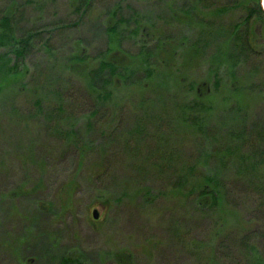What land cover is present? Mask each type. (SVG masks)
Instances as JSON below:
<instances>
[{
    "label": "rangeland",
    "instance_id": "obj_1",
    "mask_svg": "<svg viewBox=\"0 0 264 264\" xmlns=\"http://www.w3.org/2000/svg\"><path fill=\"white\" fill-rule=\"evenodd\" d=\"M25 1L19 27L42 33L0 88V264L264 259V16L241 20L256 0ZM101 62L121 68L108 85ZM201 175L216 199L188 195Z\"/></svg>",
    "mask_w": 264,
    "mask_h": 264
},
{
    "label": "trees",
    "instance_id": "obj_2",
    "mask_svg": "<svg viewBox=\"0 0 264 264\" xmlns=\"http://www.w3.org/2000/svg\"><path fill=\"white\" fill-rule=\"evenodd\" d=\"M29 2V0L25 1V3ZM0 3L3 4V6L0 5V88L3 87L4 85V81H5V76L11 74L10 76H16L18 77L19 75H21V72H13V67L15 68L16 71V63L12 64V59L15 61L18 60H24L26 55L28 53H30L31 49H33L36 44L38 43V39H40L41 36V31H39L38 29H31V28H26L23 26L19 27V22L20 19H18L21 15H22V11H19V7H16L17 4V0H0ZM242 4V5H241ZM238 3V7H244L245 5L243 3ZM83 6L85 4H82ZM82 5L77 6L76 8V12H78ZM232 7H234L232 5ZM259 11V10H258ZM260 12V11H259ZM250 15H253L254 19L253 20H247V18L241 19L243 20V22L245 24H248L249 22H254V21H259V15L262 14L257 13L256 10L251 9L249 11ZM30 29V30H28ZM248 37V34L247 36ZM246 41V40H245ZM247 43V41H246ZM3 50V51H1ZM142 51V50H141ZM170 51L165 50L164 53H160V56H162V54H166L169 53ZM76 57L74 58L72 61H70V67L68 66V68L70 70H77L76 66L80 67V64L83 62V60ZM122 61H118V63H121ZM121 65H123L124 68H122V70L125 71V66L124 63L122 62ZM85 66V65H84ZM18 69V68H17ZM119 67H117L115 64L110 63V62H101V64L99 65L98 68L92 70L90 72L91 75V80L93 81V79L96 80L97 79H103L104 84L106 83V85H108V83H111L112 77H114L115 75H117V73H119ZM127 69V68H126ZM81 72V75L84 74L85 70H79ZM13 72V73H12ZM140 77V79L144 78V76H150V72L148 70V74L145 71L143 73L142 76H140V74L138 75ZM10 84V83H9ZM64 87V86H63ZM92 88H96V86H93ZM90 93L95 97V99L98 100L102 99V97H100L98 95V92L96 91H91ZM106 97V96H105ZM97 100V101H98ZM34 105H37L40 107V99L37 101H33ZM54 112H63V110H54ZM54 112H48L50 117H53V113ZM182 112H184V110H182ZM193 118L186 117V120L188 123H192L191 125V132H198L199 134H201V131L205 132V128L207 127V124H205V126L203 127L202 123L199 121H195L193 123L194 120V116H192ZM193 127H196L194 130H192ZM196 133V135L199 137V134ZM72 135L69 134L67 137H64L66 139V142L69 143H73L75 144V140L71 139ZM193 180L192 184L190 182L189 187L190 190L188 191L189 194L188 195H197L200 198H204V200H211V199H216L217 196V191L214 188H218L219 186H221V183L218 182V179L210 177V176H198L197 178H193L191 179ZM211 185L214 186V188H211ZM194 190H196L195 192H193ZM211 197V198H210ZM210 208V203L209 205H207ZM244 239H246V237H243ZM245 244V243H244ZM221 245V244H220ZM219 245V246H220ZM248 256L254 255L257 258V253H261L258 251V249L255 247L254 244H251L249 246L245 247ZM260 255V254H259ZM247 256V255H246ZM261 257V256H260ZM117 259L121 260V262H127V257L124 254H120V256L116 257ZM61 264H68L67 260H61ZM245 264H264V259L261 258H250V262L245 263Z\"/></svg>",
    "mask_w": 264,
    "mask_h": 264
},
{
    "label": "flooded vegetation",
    "instance_id": "obj_3",
    "mask_svg": "<svg viewBox=\"0 0 264 264\" xmlns=\"http://www.w3.org/2000/svg\"><path fill=\"white\" fill-rule=\"evenodd\" d=\"M254 3H256L257 4V6H258V10H260L261 11V5H263L264 6V0H256V2H254ZM238 5V0H234V4H233V6H234V10H235V13L239 10V7L237 6ZM248 7H250V6H245L244 7V9H246L247 8V10H246V15L244 16V17H242L241 19H244V18H247V20H253L254 19V17H253V15H250L249 14V9H248ZM257 13H259V12H257ZM262 16H264V11H262V14H261ZM238 19V18H237Z\"/></svg>",
    "mask_w": 264,
    "mask_h": 264
},
{
    "label": "water",
    "instance_id": "obj_4",
    "mask_svg": "<svg viewBox=\"0 0 264 264\" xmlns=\"http://www.w3.org/2000/svg\"><path fill=\"white\" fill-rule=\"evenodd\" d=\"M92 216H93V218H97V213H96V211L95 210H93V212H92Z\"/></svg>",
    "mask_w": 264,
    "mask_h": 264
}]
</instances>
